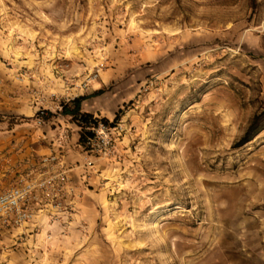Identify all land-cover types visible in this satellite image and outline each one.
Instances as JSON below:
<instances>
[{"label": "rangeland", "instance_id": "374dc122", "mask_svg": "<svg viewBox=\"0 0 264 264\" xmlns=\"http://www.w3.org/2000/svg\"><path fill=\"white\" fill-rule=\"evenodd\" d=\"M51 153L0 264H264V0H0V191Z\"/></svg>", "mask_w": 264, "mask_h": 264}, {"label": "built area", "instance_id": "2783aa9c", "mask_svg": "<svg viewBox=\"0 0 264 264\" xmlns=\"http://www.w3.org/2000/svg\"><path fill=\"white\" fill-rule=\"evenodd\" d=\"M86 130L92 136L84 140L85 148L93 149L101 144L105 150L112 149L113 140L105 125L95 121ZM15 176L13 184L0 191V233L25 228L53 201L74 194L69 186L68 170L54 153L41 157L32 167L17 171ZM54 207L58 208L59 204Z\"/></svg>", "mask_w": 264, "mask_h": 264}, {"label": "trees", "instance_id": "16d2710c", "mask_svg": "<svg viewBox=\"0 0 264 264\" xmlns=\"http://www.w3.org/2000/svg\"><path fill=\"white\" fill-rule=\"evenodd\" d=\"M101 93L102 91H98L94 95L97 96ZM85 99V97L74 99L70 102V104L62 105L61 110V115L63 117L70 118L82 130V133L80 135V142L84 141L83 137L85 136L84 131L86 130V128H88V126L95 125V119H93V116L81 111V104ZM88 134L91 135L90 133Z\"/></svg>", "mask_w": 264, "mask_h": 264}, {"label": "crops", "instance_id": "0c3cea01", "mask_svg": "<svg viewBox=\"0 0 264 264\" xmlns=\"http://www.w3.org/2000/svg\"><path fill=\"white\" fill-rule=\"evenodd\" d=\"M82 112H86V111H84L83 109L81 110ZM25 168V167H24ZM10 172L12 173V174H14V172H13V170L11 169L10 170Z\"/></svg>", "mask_w": 264, "mask_h": 264}]
</instances>
